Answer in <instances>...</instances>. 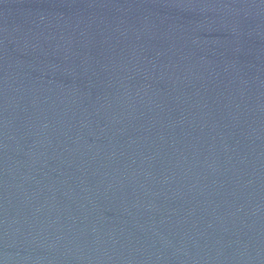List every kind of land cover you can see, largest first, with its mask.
Returning a JSON list of instances; mask_svg holds the SVG:
<instances>
[{
	"label": "water",
	"instance_id": "obj_1",
	"mask_svg": "<svg viewBox=\"0 0 264 264\" xmlns=\"http://www.w3.org/2000/svg\"><path fill=\"white\" fill-rule=\"evenodd\" d=\"M0 264H264V0H0Z\"/></svg>",
	"mask_w": 264,
	"mask_h": 264
}]
</instances>
